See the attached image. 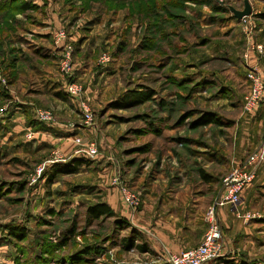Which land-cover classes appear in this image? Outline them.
I'll return each mask as SVG.
<instances>
[{"label":"rangeland","instance_id":"1","mask_svg":"<svg viewBox=\"0 0 264 264\" xmlns=\"http://www.w3.org/2000/svg\"><path fill=\"white\" fill-rule=\"evenodd\" d=\"M0 1H5L0 9V90H9L18 78L13 35L27 27L39 30L34 22L46 16L51 24L43 31L53 39L57 72L66 87L69 79L61 73L60 61L70 51L72 80L85 88L95 117L87 124L82 114L62 104L37 108L52 114L50 121L38 120L81 121L96 131L49 138L37 151L32 145L21 151L0 146V264H157L154 256L124 249L130 228L119 229L112 218L92 220L87 210L114 195L125 202L122 187L139 196L141 204L147 190L168 187L172 180L182 194L189 187L207 192L212 197L207 212L219 196L221 177L243 166L261 146L264 136L247 156L234 158L235 144L244 143L232 141L237 132L222 119L245 113L244 100L243 109L236 110L231 105L235 98L195 73L203 69L233 75L230 64L214 58L209 47L224 43L220 31L232 13L228 8L243 9L244 0ZM250 1L256 16L242 21L239 30L252 43L258 20L264 24V0ZM59 31L66 35L64 48L56 43ZM252 46L264 56V42ZM104 56L110 61L101 64ZM251 68L257 69L247 66V75ZM250 90L251 85L244 99ZM141 91L151 97L134 103L127 99ZM12 106V100H5L0 116L9 115ZM202 116L216 122L198 125ZM32 137L28 131L26 141L34 145ZM90 144L97 146V154L87 152ZM209 147L222 148L225 163L205 162L203 151ZM263 167L264 161L257 168ZM201 171L214 173L210 188ZM229 206L227 217L218 210L224 249L236 250L239 264H264V186L245 189L240 202Z\"/></svg>","mask_w":264,"mask_h":264},{"label":"crops","instance_id":"2","mask_svg":"<svg viewBox=\"0 0 264 264\" xmlns=\"http://www.w3.org/2000/svg\"><path fill=\"white\" fill-rule=\"evenodd\" d=\"M252 6L253 12L249 17L251 19L256 16L254 2ZM226 20L223 23L226 29L220 31L221 37L225 38L224 43H211L209 52L214 55V58L229 63L233 75L225 76L218 71L203 69L195 73L200 74L209 86L218 87L219 85L220 93L226 90L224 94H230L235 98L231 105L238 110L239 107L243 109L244 92H247L250 86L247 79V66L257 67L264 76V56L259 55L252 46L254 43L264 42V24L262 25L258 20L257 28L255 27L256 33L251 43L245 38L243 31L239 30L241 19L234 18L230 13ZM34 23L39 30L35 27H27L26 32L20 30L13 35L12 42L18 51L16 68L18 78L13 80L9 90L4 88L0 90V111L3 109L2 105L5 104V100L13 101L12 112L9 115L0 116V146L8 145L9 149L19 151L25 149V145H32L35 151L40 150L46 141L51 142L49 138L65 139L69 133L74 136L81 130L96 134L93 125H85L81 121L71 124H55L41 122L37 119L36 109L51 105H58L61 108L62 104L64 106L67 104L74 113L79 115L81 113L77 102L66 93L64 79L57 72L58 56L53 51V39L51 40L48 35L50 32L43 31L50 28L51 19L44 16L37 18ZM26 34L29 37H25ZM222 121L233 125V133L237 132V136L232 141L244 143L240 147L235 144L234 154L235 159L243 158L253 150L256 144L260 143L264 136V100L252 112H242L240 117L231 120L223 118ZM246 126L248 131L244 132ZM239 127L242 132L239 131ZM28 131L33 133L34 141L31 142H34V145L26 141ZM90 139L89 141L98 143L96 139ZM223 152L222 148L218 151V149L209 147L207 151H203L204 161L213 165L225 163L226 158ZM238 164L237 161L236 165ZM258 171L257 178L246 189L264 186V167ZM203 172H200L202 182L210 188V185L215 184L214 173ZM222 178L223 176L219 184ZM180 190H176L172 180L168 187L165 185L159 189L147 190L137 210L130 209L121 196L114 195L111 201L107 202L119 217L127 219L131 223V228L136 229L141 241L148 247V251L143 253L154 256L157 264H169L172 254L198 246L206 232L205 212L212 202V197L204 191L196 192L193 187L185 188L186 194L177 192ZM228 209L232 207L229 205L222 207L220 215L227 217ZM229 249L225 250L227 253L225 256L207 264H239L240 254L234 249Z\"/></svg>","mask_w":264,"mask_h":264},{"label":"built area","instance_id":"3","mask_svg":"<svg viewBox=\"0 0 264 264\" xmlns=\"http://www.w3.org/2000/svg\"><path fill=\"white\" fill-rule=\"evenodd\" d=\"M249 16L243 17L242 21H248ZM64 31H59L56 35V43L59 48H64L65 39ZM63 46V47H62ZM67 49V48H66ZM264 55V53L262 52ZM110 61L108 56L101 58L100 63L105 64ZM60 70L63 76L67 79L66 93L75 100L79 106L80 113L83 115L85 122L92 123L94 121V113L89 106V99L86 96V90L83 85L72 80V58L71 52L65 51L60 61ZM252 71L247 75L248 81L251 85L249 96L244 99V109L246 112H252L261 105L264 100V80L259 71L251 68ZM37 119L41 121L52 120V114L48 110L38 109ZM78 141L81 140L78 138ZM87 152L92 156L97 154L98 149L95 144L88 145ZM264 161V139L261 146L257 147L249 154L245 162V166H237L232 171L226 173L222 179V188L217 200L208 207L206 212V221L208 222V230L204 235L203 241L196 247L187 249L178 254L170 256L169 264H207L225 256V249L223 243V233L219 223L218 210L226 205H237L240 202L242 194L245 189L253 183L258 175V166ZM123 191V198L128 207L136 210L140 206V198L134 193L130 192L126 187L121 188Z\"/></svg>","mask_w":264,"mask_h":264},{"label":"trees","instance_id":"4","mask_svg":"<svg viewBox=\"0 0 264 264\" xmlns=\"http://www.w3.org/2000/svg\"><path fill=\"white\" fill-rule=\"evenodd\" d=\"M13 2V1H12ZM5 3V1H0V9L2 8L1 5H3ZM13 7H15V5H12ZM26 9L31 8V6L25 4L23 6ZM229 10V8H228ZM147 93L144 92H140L138 93H134L132 92L130 94V96H127V99L132 103L136 101H144L146 98H150V94L146 95ZM214 116V115H213ZM210 116H202L201 119L197 120V124H207L208 122H216V119H209ZM76 166V165H75ZM77 167H74L72 169H69V172H72L73 170H76ZM87 216L89 218H91L92 220H101V219H109L112 218L114 219V223L116 225H118L119 229H129L130 231V235L126 236L123 238V247L126 250H131V249H138L140 252H147L148 251V247L146 245V243L142 242L140 239V236L138 234V232L136 231L135 228H131V223L125 219L124 217H119L115 211L113 210V208L105 203V202H101V203H97L95 205L89 206L88 210H87ZM98 250V249H97ZM99 251V250H98ZM89 253V251H87ZM97 252V251H96ZM229 264H233V263H229Z\"/></svg>","mask_w":264,"mask_h":264},{"label":"water","instance_id":"5","mask_svg":"<svg viewBox=\"0 0 264 264\" xmlns=\"http://www.w3.org/2000/svg\"><path fill=\"white\" fill-rule=\"evenodd\" d=\"M230 11L234 18L243 19L245 16H249L253 12V6L250 0H244V7L243 9H237L234 6H229Z\"/></svg>","mask_w":264,"mask_h":264}]
</instances>
